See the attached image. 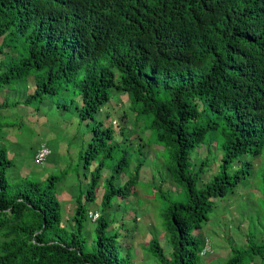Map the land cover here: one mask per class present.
Masks as SVG:
<instances>
[{"label": "trees", "instance_id": "trees-1", "mask_svg": "<svg viewBox=\"0 0 264 264\" xmlns=\"http://www.w3.org/2000/svg\"><path fill=\"white\" fill-rule=\"evenodd\" d=\"M261 33L264 0H0V264H136L125 239L135 241L141 216L123 218L131 198L143 204V185L165 207L169 249L157 237L144 247L154 264H202L216 201L248 181L264 154V47L253 38ZM29 79L33 91L22 100L10 96ZM113 89L127 96L136 126L143 123L147 139L137 147L128 122L97 121ZM48 100L76 110L89 128L81 157L91 180L86 193L79 187L66 225L58 193L64 176H47L42 167V177L20 176L11 170L14 145L3 139L7 111ZM216 138L225 157L210 178L209 157L200 156ZM147 144L158 147L150 157L166 167L158 182L154 175L142 181ZM105 171L102 208L93 209ZM256 173L264 205V161ZM167 183L182 189L184 201L165 192ZM120 199L121 219L114 212ZM256 217L264 234L263 208ZM212 264H264V236L232 244L230 256Z\"/></svg>", "mask_w": 264, "mask_h": 264}, {"label": "rangeland", "instance_id": "rangeland-1", "mask_svg": "<svg viewBox=\"0 0 264 264\" xmlns=\"http://www.w3.org/2000/svg\"><path fill=\"white\" fill-rule=\"evenodd\" d=\"M18 86L17 91L22 93L18 94L12 91L10 92V96L22 100V97L26 94L25 91H33L34 80L29 79L27 85L22 82ZM110 96V103L97 114V121L107 124L115 120V123L117 124L118 122L120 125H123L124 122H128L127 125L129 124V127L133 129V133L136 136L134 145L137 147L136 144L141 139H147V133L143 134V131H141L143 123L140 122L138 126L134 123V117L131 114L129 100L126 95L113 89L110 91ZM48 102L32 104L31 106L7 111L5 115L10 118V122H8L10 126L6 128V122H4L5 129L3 139L6 140V144H8L9 147L10 145H14L13 149L8 148L10 157L15 163V167L11 170L19 173L20 176L22 174H32L42 177L43 172L41 167L47 176H64L59 183L58 193L59 198L63 201V224L66 225L67 223L69 224V220L76 208L75 200L80 193L78 190L79 187H82L81 189L86 193L88 189L87 183L91 180L90 172L92 169L86 170L81 157L86 150L90 137L88 132L89 128L79 120L76 110L71 109L70 111H65L59 109L55 101L48 100ZM123 113L127 114L128 118L126 121L124 120L125 118L119 121L117 117ZM16 121H18V123H16ZM110 127L112 128V126ZM115 127L118 130L120 126L115 125ZM5 132L7 133L5 134ZM117 132L119 133V131ZM127 135H129V132L127 133V131H124V137ZM117 140H122V138L117 135ZM42 144H47L52 150V154L44 166H39L34 162V154L36 149ZM209 146L210 148L207 145L203 146L204 153H202L200 157H209V166L211 169L209 176L213 178L220 173V159H223L225 155L223 156V142L219 140V138H216ZM157 148L156 146L148 145L143 149L144 156L142 157L145 159V166L142 169V174L144 175L142 181L144 182L149 181L152 175L156 176L155 178L158 182V180L162 178L160 172H163V175L167 172L164 165L158 167L155 163V159L153 160L150 157L153 154H157ZM193 155L194 158H198L199 156L198 152H195ZM261 161H264V154L262 157L255 160L256 171H254L253 176L248 181L241 183L234 192L229 193L225 198H219L216 201L215 210L211 213V221L206 226L203 233L206 236H204V238H207V240L211 242L215 251L213 254L203 258L202 264H212L217 258L224 261L230 256V246L232 244L234 246H242L251 235H254L255 240L262 239L264 236L262 233L263 226L261 221L256 217L258 209H264L263 203H259V197H263L259 192L262 186L261 173H256ZM115 163H117V159L110 164ZM132 167H135V163L132 164ZM106 172L107 171H105V173ZM132 172L131 170L130 173ZM86 173L89 174L87 180L84 177ZM103 175L104 177L98 188L99 190L96 191V195L93 196V198L95 197V199H97L93 205V209L99 207V210H101L102 208L101 203L104 195V183L108 175H111V171H108L106 174L103 173ZM118 183L119 182H116L117 186ZM164 190L169 193L176 202H181L184 199L182 189L175 183H170V185L168 183L165 184ZM140 194L143 204L139 205V200L137 198H131L132 209L130 210L129 208L128 215L123 218V221L130 223V220L134 219L137 213L141 216V220L138 222V228L134 229L135 241L133 237L128 238L127 235L125 241L133 246L134 251L132 258L136 261V264H154L153 258L146 253L144 247L147 246L153 237H157L166 251L169 249L163 237L165 233L164 235L162 233L164 232V227L161 214L165 207L153 200L152 195L147 191L146 185L140 186ZM150 200H152L151 205H149ZM120 203H123V200L114 201V204H116L114 208L116 211L114 212L117 214L115 217L119 219H121V214L125 212L124 206L120 205ZM138 207L141 208V211H137ZM108 217L110 219L113 218V214ZM117 223L122 224L120 221H117ZM130 226L133 225L130 224ZM167 241L170 244L169 239H167Z\"/></svg>", "mask_w": 264, "mask_h": 264}, {"label": "built area", "instance_id": "built-area-1", "mask_svg": "<svg viewBox=\"0 0 264 264\" xmlns=\"http://www.w3.org/2000/svg\"><path fill=\"white\" fill-rule=\"evenodd\" d=\"M51 153V149L46 144H42L35 154V163L39 166H44L45 163L48 161L49 157L51 156ZM91 217H93V219L95 220L97 219L98 215L91 213ZM206 252H213L211 245L208 244L206 246Z\"/></svg>", "mask_w": 264, "mask_h": 264}, {"label": "clouds", "instance_id": "clouds-1", "mask_svg": "<svg viewBox=\"0 0 264 264\" xmlns=\"http://www.w3.org/2000/svg\"><path fill=\"white\" fill-rule=\"evenodd\" d=\"M253 38H254V40L256 41L257 44H261V45L264 47V33H261V34H259V35H256V36H254ZM46 145H47V144H46ZM47 146H48V145H47ZM49 148H50V147H49ZM37 150H38V149H36L35 153L37 152ZM51 152H52V150H51ZM51 154H52V153H51ZM220 156H221V155H220ZM223 156H224V154H223ZM223 156H222V157H223ZM222 157H220V158H222ZM220 160H221V159H220ZM91 213H92V214H97V215H98L97 219L94 220L93 217H91ZM100 214H101V213L98 212V211H91L90 214H89V218H90L93 222H96V221L99 219ZM208 244L211 245V248H212V250H213L212 253L206 252V246H207ZM214 251H215V249L213 248V245L211 244V242H210L209 240H207V242H206V244H205L204 252H203V258H205L206 256H209V255L213 254Z\"/></svg>", "mask_w": 264, "mask_h": 264}, {"label": "crops", "instance_id": "crops-1", "mask_svg": "<svg viewBox=\"0 0 264 264\" xmlns=\"http://www.w3.org/2000/svg\"><path fill=\"white\" fill-rule=\"evenodd\" d=\"M45 103H47V102H45ZM49 103V102H48Z\"/></svg>", "mask_w": 264, "mask_h": 264}]
</instances>
